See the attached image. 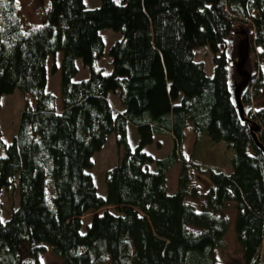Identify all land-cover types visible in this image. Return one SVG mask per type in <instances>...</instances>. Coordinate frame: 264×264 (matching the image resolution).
I'll return each instance as SVG.
<instances>
[{"label": "trees", "instance_id": "16d2710c", "mask_svg": "<svg viewBox=\"0 0 264 264\" xmlns=\"http://www.w3.org/2000/svg\"><path fill=\"white\" fill-rule=\"evenodd\" d=\"M31 7L41 15L34 25L19 0H0V101L15 91L23 100L10 144L0 126V198L17 199L7 216L0 199V264H44L48 251L59 264H222L227 212L234 262L264 264V157L226 87L230 28L249 21L255 77L243 103L264 146V0H33ZM105 30L119 34L107 53ZM202 50L211 76L196 60ZM49 59L60 78L59 111L47 91ZM78 62L88 73L80 81ZM187 131L231 148L223 163L230 173L185 158ZM165 136L168 154L149 155ZM108 142L121 155L100 196L89 171Z\"/></svg>", "mask_w": 264, "mask_h": 264}, {"label": "rangeland", "instance_id": "374dc122", "mask_svg": "<svg viewBox=\"0 0 264 264\" xmlns=\"http://www.w3.org/2000/svg\"><path fill=\"white\" fill-rule=\"evenodd\" d=\"M33 0H19V3L21 4L23 11L27 14L26 16L29 18V20L34 25L36 23V20H38V17L41 15L39 14V11L35 7H31V3ZM96 2V0H94ZM30 4V6H28ZM28 6V7H27ZM244 24L251 25L252 23L249 21H246ZM101 36L104 40L105 45V53L108 52L111 45L119 39V34L114 33L110 30H105L101 32ZM251 55V60H252ZM196 60L198 62H202L207 74L211 76L212 74V65H211V58L208 53H206L204 50L200 51L196 55ZM51 59L48 61V68H47V91L52 93L55 97L56 103L55 108L57 111L60 110V97H59V74L56 73L55 75L50 74V67H51ZM56 63H59V56L56 58ZM108 63L104 61L98 62V67L102 68L104 71H108L109 67L107 65ZM252 64L253 60H252ZM259 64V63H258ZM252 65V66H253ZM261 66L264 67L262 64L258 65V68ZM78 67V74L76 76V81L83 80L87 77L88 73L87 71L82 68L80 63H77ZM254 69V67H253ZM255 70V69H254ZM261 104L264 105V90L262 97L259 101ZM2 107L0 112V126L2 128V139L5 144H10L12 141L13 136L15 135V130L18 125L19 115L21 113L22 107H23V100L20 96L18 91H15L12 95H6L3 96L1 99ZM129 140L131 145H134V140L132 136H129ZM112 141V140H111ZM165 145L163 146V149L160 151L155 150L156 146H151L146 149V152L149 155H152L155 158L163 157L168 154L170 151V145L169 141L166 137L163 139ZM198 141L203 142L202 139L195 138L194 134H191V132L187 131V139L185 141V145L183 148V154L185 158L193 160L195 163L202 164L204 167H221V171L224 174H229L230 170L227 166H224L223 163L228 161L231 156L233 155V151L231 148H228L224 144H217V145H206L207 140L204 139L205 142L200 143L197 145ZM121 153L117 151L115 143L108 142L107 147H105L100 155H95L93 161L94 166L92 168V171L90 174L93 175L94 179L97 182V192L100 196H104L105 194V187H104V175L105 172L110 169L111 167L115 166L118 159L120 158ZM206 161V162H205ZM179 169L177 167L172 168L168 175H167V188L168 193L173 194L177 187V177H178ZM103 186V190L102 187ZM1 203H2V212L4 216H7L11 210L15 209L17 205V199L16 194L14 192H11L9 194H2L1 195ZM112 209H109L111 211ZM226 215L229 218V227L226 235L224 236V241H226V251L221 253L222 255L219 256V259L222 261V264H232L234 262V258H238L237 251H235L234 246V216L230 212H227ZM92 214L85 215L82 220L84 224L89 223V219L91 218ZM7 218L2 217V221H7ZM42 262L44 264H59L58 260L53 257L49 251L42 256ZM233 264H236L235 262ZM238 264V263H237Z\"/></svg>", "mask_w": 264, "mask_h": 264}, {"label": "water", "instance_id": "95a60500", "mask_svg": "<svg viewBox=\"0 0 264 264\" xmlns=\"http://www.w3.org/2000/svg\"><path fill=\"white\" fill-rule=\"evenodd\" d=\"M228 40L227 92L230 97L237 120L249 131L254 146L264 157V146L258 140L259 126L248 118L251 106L243 103L250 84L255 77V71L251 62L253 35L252 25L237 23L230 28Z\"/></svg>", "mask_w": 264, "mask_h": 264}, {"label": "bare ground", "instance_id": "6f19581e", "mask_svg": "<svg viewBox=\"0 0 264 264\" xmlns=\"http://www.w3.org/2000/svg\"><path fill=\"white\" fill-rule=\"evenodd\" d=\"M91 171H92V169L89 172H91Z\"/></svg>", "mask_w": 264, "mask_h": 264}, {"label": "crops", "instance_id": "0c3cea01", "mask_svg": "<svg viewBox=\"0 0 264 264\" xmlns=\"http://www.w3.org/2000/svg\"><path fill=\"white\" fill-rule=\"evenodd\" d=\"M166 137V136H165ZM167 138V137H166ZM168 139V138H167ZM93 168V167H92Z\"/></svg>", "mask_w": 264, "mask_h": 264}]
</instances>
